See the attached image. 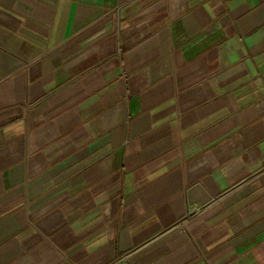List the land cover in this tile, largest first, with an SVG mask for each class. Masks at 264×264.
<instances>
[{
    "label": "crops",
    "instance_id": "0c3cea01",
    "mask_svg": "<svg viewBox=\"0 0 264 264\" xmlns=\"http://www.w3.org/2000/svg\"><path fill=\"white\" fill-rule=\"evenodd\" d=\"M0 264H264V0H0Z\"/></svg>",
    "mask_w": 264,
    "mask_h": 264
}]
</instances>
